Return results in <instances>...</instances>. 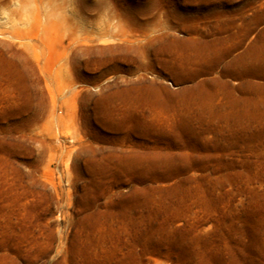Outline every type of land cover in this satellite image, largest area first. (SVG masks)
Returning a JSON list of instances; mask_svg holds the SVG:
<instances>
[{"label": "rangeland", "instance_id": "obj_1", "mask_svg": "<svg viewBox=\"0 0 264 264\" xmlns=\"http://www.w3.org/2000/svg\"><path fill=\"white\" fill-rule=\"evenodd\" d=\"M0 264H264V0H0Z\"/></svg>", "mask_w": 264, "mask_h": 264}]
</instances>
